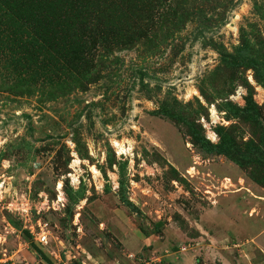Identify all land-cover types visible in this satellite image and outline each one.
Masks as SVG:
<instances>
[{"label": "rangeland", "instance_id": "rangeland-1", "mask_svg": "<svg viewBox=\"0 0 264 264\" xmlns=\"http://www.w3.org/2000/svg\"><path fill=\"white\" fill-rule=\"evenodd\" d=\"M114 216L264 264V0H0V264H105Z\"/></svg>", "mask_w": 264, "mask_h": 264}, {"label": "crops", "instance_id": "crops-1", "mask_svg": "<svg viewBox=\"0 0 264 264\" xmlns=\"http://www.w3.org/2000/svg\"><path fill=\"white\" fill-rule=\"evenodd\" d=\"M112 223L116 227H119V231L117 230L120 233L118 239L122 244L119 249L113 252L112 260L105 264H197L199 262L202 264H213L212 257L209 258L208 256L210 254H205L207 250L200 252L204 244L200 241L202 239H205L207 242L205 246L214 247L212 254L218 255V257H215L217 258L215 264H232V260L228 257V253H226L228 249L221 250L216 248L219 245V239L221 241L227 240V242L230 240V235H226L228 234L226 231L233 229L234 226L232 225L233 222L229 219L224 218L223 223H220L227 226L221 233L217 231L212 234L207 230L206 232L202 223H200L201 228L195 226V229L198 231L197 236L192 237L181 233L173 225L169 228L168 233L165 234L163 239L156 235L141 236L138 231L131 230V227L126 224L124 218L120 216L118 218L114 216ZM217 224H214L215 227L220 226L219 222ZM124 226L129 227L124 229ZM192 240L197 242L191 244Z\"/></svg>", "mask_w": 264, "mask_h": 264}, {"label": "trees", "instance_id": "trees-1", "mask_svg": "<svg viewBox=\"0 0 264 264\" xmlns=\"http://www.w3.org/2000/svg\"><path fill=\"white\" fill-rule=\"evenodd\" d=\"M222 140H228L226 137H222ZM208 142V141H207ZM201 143H202V145L204 146V148H206L207 150H212L214 147H215V145L213 146V145H209V143L208 144H206L205 142H204V140L203 139H201ZM217 146V145H216ZM217 148V147H216ZM219 151H222V150H220L219 149ZM124 203V205H126L125 204V202H123ZM25 233L26 234H29L27 231H25ZM33 242V241H32ZM32 244V243H31ZM33 247L35 248V250L37 251V252H39V253H42V249L39 247V246H37L35 243H34V245H33ZM197 264H202L201 262H199V263H197Z\"/></svg>", "mask_w": 264, "mask_h": 264}, {"label": "built area", "instance_id": "built-area-1", "mask_svg": "<svg viewBox=\"0 0 264 264\" xmlns=\"http://www.w3.org/2000/svg\"><path fill=\"white\" fill-rule=\"evenodd\" d=\"M39 242L42 243V244H44L45 242H47L46 241V235H40L39 236ZM84 264H86V263H84Z\"/></svg>", "mask_w": 264, "mask_h": 264}]
</instances>
